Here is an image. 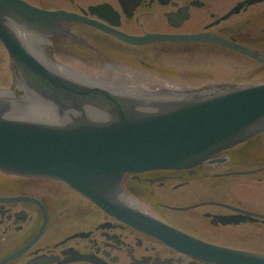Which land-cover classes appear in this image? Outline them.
<instances>
[{"label":"flooded vegetation","instance_id":"1","mask_svg":"<svg viewBox=\"0 0 264 264\" xmlns=\"http://www.w3.org/2000/svg\"><path fill=\"white\" fill-rule=\"evenodd\" d=\"M19 1L130 35H201L130 42L72 16L26 25L0 4L21 42L61 76L135 96L264 83V0ZM107 197L115 208L62 179L0 170V264H264V122L197 165L128 172Z\"/></svg>","mask_w":264,"mask_h":264},{"label":"water","instance_id":"2","mask_svg":"<svg viewBox=\"0 0 264 264\" xmlns=\"http://www.w3.org/2000/svg\"><path fill=\"white\" fill-rule=\"evenodd\" d=\"M0 4L16 13L13 20L30 26L72 16L108 28L65 10L19 0ZM108 9L92 8L111 21ZM108 29L130 42L201 37ZM0 40L14 61L13 81L0 86V170L65 180L107 209L116 207L107 192L126 173L197 165L264 122V83L204 97L135 96L59 75L1 17ZM163 238L192 243L186 237Z\"/></svg>","mask_w":264,"mask_h":264},{"label":"rangeland","instance_id":"3","mask_svg":"<svg viewBox=\"0 0 264 264\" xmlns=\"http://www.w3.org/2000/svg\"><path fill=\"white\" fill-rule=\"evenodd\" d=\"M14 67L5 47L0 43V86H8L13 81Z\"/></svg>","mask_w":264,"mask_h":264}]
</instances>
